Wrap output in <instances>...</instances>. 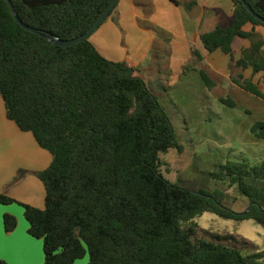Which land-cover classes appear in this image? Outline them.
Returning a JSON list of instances; mask_svg holds the SVG:
<instances>
[{
  "label": "trees",
  "instance_id": "1",
  "mask_svg": "<svg viewBox=\"0 0 264 264\" xmlns=\"http://www.w3.org/2000/svg\"><path fill=\"white\" fill-rule=\"evenodd\" d=\"M10 1L26 25L71 40L86 33L112 0ZM171 1L186 10L197 4ZM231 1L232 24L202 34V44L264 79V38L255 28L243 30L264 24L240 0ZM245 1L264 19V0ZM242 40L250 46L241 47ZM238 49L241 58L235 61ZM201 77L211 88L208 76L201 72ZM233 82L264 98L253 81L240 76ZM0 97L8 119L52 155L49 168L36 174L46 189V208L21 204L29 234L43 240L44 264H75L86 255L88 264H263L264 250L249 253L257 247L247 239L193 221L211 213L264 228V161H228L212 173L248 199L244 212L227 207L221 191H192L169 182L160 173V155L183 150L169 115L133 68L105 59L90 38L59 47L23 29L0 0ZM221 102L235 106L231 99ZM251 130L264 140V122ZM0 203L15 201L0 193ZM17 226V218L5 214V231Z\"/></svg>",
  "mask_w": 264,
  "mask_h": 264
},
{
  "label": "crops",
  "instance_id": "2",
  "mask_svg": "<svg viewBox=\"0 0 264 264\" xmlns=\"http://www.w3.org/2000/svg\"><path fill=\"white\" fill-rule=\"evenodd\" d=\"M181 2L197 4L186 10L171 0H120L113 14L90 37V42L105 59L125 63L145 82L144 72L153 68L159 73L162 69L166 72L169 88L182 82L188 87L190 82H184L186 78L201 76L204 72L213 83L211 88L207 86L209 93L224 87L240 88L233 82L240 76L258 84L264 91L262 74H254L250 68L237 69L231 65L230 56L220 50L210 53L202 44V34L232 24L233 2ZM254 28L264 38V27L247 24L243 30L250 32ZM249 46L248 40L241 41V47ZM233 55L238 61L240 49ZM51 162L52 155L40 147L34 135L23 132L8 119L4 99L0 97V193L15 201L10 205L0 203V245L3 247L0 260L7 264H44L43 240L29 234L30 225L22 205L46 208V189L36 174L48 169ZM20 171L24 174L14 183ZM5 214L18 220L12 233L5 231Z\"/></svg>",
  "mask_w": 264,
  "mask_h": 264
},
{
  "label": "rangeland",
  "instance_id": "3",
  "mask_svg": "<svg viewBox=\"0 0 264 264\" xmlns=\"http://www.w3.org/2000/svg\"><path fill=\"white\" fill-rule=\"evenodd\" d=\"M144 74L146 83L169 115L183 148L181 152L170 149L160 155V173L172 184L192 191H221L227 207L236 212L247 210L250 203L237 186L218 181L212 173L228 161L250 165L264 161V140L256 138L251 130L255 123L264 122V98L233 86L209 93L199 75L183 78L184 82H190L188 87L182 82L169 88L170 79L163 69L159 73L152 68ZM220 99H231L235 106L223 104ZM193 224L247 239L257 247L249 253L264 250V228L253 220L236 222L204 213ZM88 263L89 255H86L75 264Z\"/></svg>",
  "mask_w": 264,
  "mask_h": 264
},
{
  "label": "water",
  "instance_id": "4",
  "mask_svg": "<svg viewBox=\"0 0 264 264\" xmlns=\"http://www.w3.org/2000/svg\"><path fill=\"white\" fill-rule=\"evenodd\" d=\"M120 0H112L111 3L109 4V6L106 8V10L102 13V15L97 19V21L92 25V27L83 35L75 38V39H71V40H61L60 38L52 35V34H44L39 32L37 29L26 25L18 16V13L13 5V3L10 0H6L7 4L9 5L11 11L13 12L14 18L16 20V22L25 30L37 34L49 41H52L55 45L59 46V47H63V48H67V47H72L75 46L77 44L83 43L85 41H87L97 30L98 28L102 25V23L109 17V15L112 13V11L116 8V6L118 5ZM245 7L247 8V10L252 14V16L257 19L258 21L262 22L264 24V19L259 16L258 14H256L254 12V10L250 7V5L248 3H246L245 0H240Z\"/></svg>",
  "mask_w": 264,
  "mask_h": 264
},
{
  "label": "snow or ice",
  "instance_id": "5",
  "mask_svg": "<svg viewBox=\"0 0 264 264\" xmlns=\"http://www.w3.org/2000/svg\"><path fill=\"white\" fill-rule=\"evenodd\" d=\"M2 250H3V247H2V245H0V252H2Z\"/></svg>",
  "mask_w": 264,
  "mask_h": 264
}]
</instances>
